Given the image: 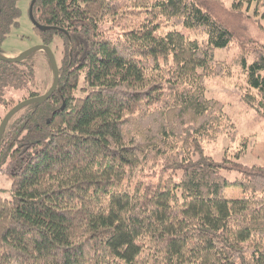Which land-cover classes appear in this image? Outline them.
Segmentation results:
<instances>
[{"label": "trees", "instance_id": "obj_1", "mask_svg": "<svg viewBox=\"0 0 264 264\" xmlns=\"http://www.w3.org/2000/svg\"><path fill=\"white\" fill-rule=\"evenodd\" d=\"M20 1L0 0V52ZM35 5L42 44L61 48L60 81L3 135L12 197L0 195V264H264V165L241 161L246 141L221 160L206 153L239 133L204 83L231 74L215 53L236 44L242 101L264 112V0ZM37 54L0 59L8 111L36 96ZM232 185L244 196L226 197Z\"/></svg>", "mask_w": 264, "mask_h": 264}, {"label": "rangeland", "instance_id": "obj_2", "mask_svg": "<svg viewBox=\"0 0 264 264\" xmlns=\"http://www.w3.org/2000/svg\"><path fill=\"white\" fill-rule=\"evenodd\" d=\"M36 0H21L20 6L22 16L20 18V27L14 28L7 36L2 52L7 57L19 56L23 51L42 44L41 38L34 30V12H38V7L35 5ZM253 11V10H252ZM251 11V12H252ZM260 18V16H258ZM259 22L264 26V18ZM253 33L260 37L263 35L258 26H253ZM192 37L198 38L200 41L203 35L199 32H192ZM264 40V37H263ZM59 61L61 58V48L58 43L51 46ZM238 47L236 44L232 48H217L215 56L219 61H225L231 66V74L211 75L204 78L207 94L211 98H215L223 102L226 106L235 128L238 129V138L236 141H231L228 133L223 132L216 139L205 142V151L217 160H221L226 154L237 151L241 148L243 141L247 142L246 153L241 158L243 163L253 165H264V112H259L256 109L247 106L242 101L243 86L246 84V75L243 71V66L239 61ZM38 65L36 71V84L33 86V91L36 95L45 93L50 89L54 82V72L49 65L44 50H38ZM86 93L83 89H78L76 94L83 96ZM29 97V96H28ZM27 97V98H28ZM19 100L25 99L20 96ZM8 112V109L0 105V124L2 119ZM229 177H235L236 172H225ZM154 178V176H151ZM12 180L5 174L0 172V195L12 197ZM225 196L228 198H239L244 196V190L241 186H228L225 190Z\"/></svg>", "mask_w": 264, "mask_h": 264}, {"label": "water", "instance_id": "obj_3", "mask_svg": "<svg viewBox=\"0 0 264 264\" xmlns=\"http://www.w3.org/2000/svg\"><path fill=\"white\" fill-rule=\"evenodd\" d=\"M38 50H44L47 52L48 57H49L50 62H51V67H52L53 72H54V82H53L52 86L50 87V89L48 91H46L45 93L40 94V95H36V96H32V97H28L26 99L21 100L19 103H17L13 108H11L6 113V115L4 116V118L2 119V122L0 124V155H1L3 135H4V132H5V129L8 125V123L13 118V116L18 111H20L23 107H25L29 104L37 103V102L41 103V102L48 100L51 97V95L58 88V84L60 81V69H59L58 61H57V58H56V55H55L53 49L49 45L38 44L34 47H31V48L23 51L19 56H14V57H7L3 54V52H0V59L8 60L11 62H20Z\"/></svg>", "mask_w": 264, "mask_h": 264}]
</instances>
